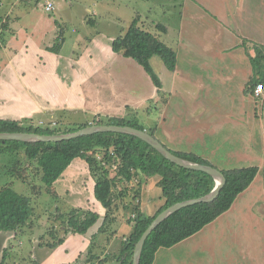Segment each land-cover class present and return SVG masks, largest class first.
Masks as SVG:
<instances>
[{"label":"crops","instance_id":"1","mask_svg":"<svg viewBox=\"0 0 264 264\" xmlns=\"http://www.w3.org/2000/svg\"><path fill=\"white\" fill-rule=\"evenodd\" d=\"M3 5L0 0V7ZM28 14L29 8L18 18H27ZM6 16L0 15V35L8 34V40L0 44V118H47L58 108L77 106L83 98L88 102L91 97L87 88H93L98 98V105L92 108L94 116L104 112L126 118L127 113L163 97L167 106L159 120L144 127L147 131L156 128L155 136L166 147L194 153L220 170L255 166L259 171L229 210L184 241L160 248L154 264H221L216 259L222 246L231 256L228 264H264L262 238L246 235L240 228L246 221V228L251 223H264V93L256 96L251 85L255 79L264 84V63L260 64L256 51L259 47L264 53V0H187L176 69L170 70L164 62L156 68L161 88L137 61L113 50L114 35L99 40L85 37V44L76 38L72 48L80 41L79 51L63 53L66 39L53 46L47 38L50 29L39 32L36 26L35 34L29 20L13 32ZM19 36L23 37L21 41L16 40ZM120 65L134 71L115 77L114 69H120ZM65 70L68 73L63 75ZM105 89L109 98L104 95ZM81 168L91 179L93 200L91 207L80 208L98 212V224L86 235L69 233L55 248L34 242L30 255L33 264H90L87 251L93 236L95 257H107L106 264H119L111 256L121 252L132 232L123 215L127 210L116 211L117 228L111 222L106 232L99 233L107 210L95 197V180L87 162L75 159L55 188L62 195L60 187L75 180ZM160 179V175H153L141 187V209L149 215L165 203ZM228 231L236 234L227 236ZM234 244L239 246L238 251Z\"/></svg>","mask_w":264,"mask_h":264},{"label":"trees","instance_id":"2","mask_svg":"<svg viewBox=\"0 0 264 264\" xmlns=\"http://www.w3.org/2000/svg\"><path fill=\"white\" fill-rule=\"evenodd\" d=\"M157 28L167 29L162 24H158ZM63 39L61 42L64 41ZM112 48L114 51L122 52L125 57L137 61L158 88L162 87V81L151 59L154 56L160 57L170 70H175L177 66L176 49L163 42L156 34L138 26L132 25L124 35L113 39ZM58 50L57 48L56 51ZM262 81L255 79L251 85L256 87ZM93 120L78 127L62 130L50 126H36L31 120L0 118V132L59 134L73 132L91 124L130 125L145 129L143 125L127 118L108 117L103 120L96 115ZM149 132L155 136L156 128L150 129ZM171 151L185 159L213 166L194 153L173 149ZM0 154L8 157L9 166L6 171L11 177L28 182L29 173L32 172L29 171V167L32 166L41 181L40 185L35 183L31 185V195L17 192L10 183L0 187V231H15L17 237L24 232L26 226H32L31 223L39 206L35 199L44 192L59 197L55 183L75 159L81 158L87 162L90 174L95 180V197L107 210L99 233L107 231L116 218V211L131 209L127 221L132 224L133 230L124 241L121 252L111 256L119 264L133 263L138 240L159 213L177 202L204 196L215 186V180L210 174L181 167L162 156L158 150L141 138L113 131L97 132L56 142L0 140ZM221 171L226 177V183L219 196L211 202L183 207L161 222L147 237L140 264H154L156 253L160 248H170L184 241L229 210L238 195L254 181L259 169L250 166ZM153 175L161 176L158 185L162 189L165 203L154 215H149L141 209V187ZM135 179L138 181L135 182ZM43 213L58 221V224H52V229L47 230L46 234L41 235L40 245L49 248L62 244L69 233L86 235L101 217L98 212L91 209L71 207L68 211L59 208L55 214L51 209H45L38 212L35 218L40 220ZM62 230L64 233H61ZM59 233L62 235L57 237ZM111 234L113 235L114 232ZM45 235L49 237L46 239ZM95 237H92L87 251V263L106 264L107 257L99 259L93 254ZM8 252L9 248H4L2 251L0 248V255L3 253L0 264H10L5 257ZM97 259L99 260L96 262Z\"/></svg>","mask_w":264,"mask_h":264},{"label":"rangeland","instance_id":"3","mask_svg":"<svg viewBox=\"0 0 264 264\" xmlns=\"http://www.w3.org/2000/svg\"><path fill=\"white\" fill-rule=\"evenodd\" d=\"M3 1L4 5L0 7V15H7L6 18L10 20V28L13 32L20 29L19 27L26 23V20H29L30 22H28V24L32 25L31 28H33L35 34H37L38 31L36 26L39 28V32H43L45 28L50 29L47 38L52 41L51 44L53 46L56 41L61 42L62 38L66 39L65 44L62 46L63 53L69 50L79 51L80 41L77 42L75 49L72 48L74 46L72 42L74 39L76 40V38H80L82 43L85 44V39H83L85 37H88V40L93 38L99 40V38H103L104 35H114L118 37L124 35L132 25L156 34L163 42L174 47L177 51L181 43V19L183 13H185L187 2V0H54L55 8L53 11L49 12L46 11L44 6L46 0ZM28 8L31 10V14H28L27 18H25V16L18 18V15L21 16ZM39 14L42 16L38 18ZM48 17L51 18V21ZM33 22H35L36 25H33ZM158 24L165 25L167 29L160 30L157 28ZM22 38L23 37L19 36L16 40L21 41ZM4 40H8V34H6L5 37L4 35H0V44ZM60 47L61 46H59V49ZM256 51L258 54V61L260 64H263L264 53L259 47ZM9 52H11L10 49ZM14 53L15 50L13 49V55ZM154 58L153 67L157 71L156 68H158V63L163 61L158 56H154ZM120 66V69L118 66L114 69L116 71L115 77L122 74L129 76V72L134 71V68L130 66ZM117 70H119L120 73L117 72ZM261 70L257 75L260 74ZM67 73L68 71L65 70L63 75ZM124 83L130 84L128 80H125ZM83 87H85V85ZM87 90L91 97L88 102L83 98L77 106L71 108H58L52 114L49 113L47 118L34 115L31 122L36 126H50L63 130L65 128L78 127L94 121V112H92V108L98 105V98L95 96L93 88H87ZM108 93L109 91L105 89L104 95L106 98H109V95H107ZM162 95L167 97L165 94ZM162 98L159 97L158 100L149 102L147 106L138 111L127 113L125 115L126 118L138 122L143 126L149 125L148 123H156L166 105L165 99L163 101ZM169 109L172 110V106H170ZM96 113H100L98 116L103 120L110 117L104 112ZM170 116H172V113ZM7 158L5 154H0V187L10 183L17 192L31 195V185L33 183L40 185V177L35 174V170H33L32 166L29 167V171H32L29 173L28 178L30 184L16 177H11L6 171L9 166ZM90 182L91 179L88 178V175L84 174L83 168H81V170L77 172L75 180H70L69 184L64 183L62 187H60L62 195L56 198L44 192L40 197L35 199L40 206H37L38 212L51 209L55 214L59 208L63 211H68L71 207H91L90 204H92L93 199ZM127 211L125 212L126 214L123 215L128 218L131 214V209H127ZM38 212H36V216ZM48 214L43 213L40 220L35 218V216L31 223L32 226H26L24 232L22 234L20 233L17 237H15V231L6 232V234L0 232L1 251L4 248H9V252L5 255L8 263L33 264L30 255L34 242H39L40 244L41 235L46 234L45 232L47 230L52 229V224H58V221L56 222L53 218L52 220L49 217L50 214ZM117 221L118 219L112 222V227H118ZM126 223H129L133 230L132 224L129 221H126ZM247 223L249 222L246 221L240 226L241 232L246 235L258 234L262 238V247L264 249V223H251L250 227L246 228ZM97 224L98 222L90 228L89 232H91ZM61 233H64L63 230ZM234 234H236V232L233 234L232 232H227V236ZM61 235L62 234L59 233L57 237ZM45 236L46 239L49 237L47 235ZM2 245H7V247H3ZM234 246H236V251H238L239 246H237V244H234ZM224 247L226 246L220 247L221 254L218 252V258L216 260H220L221 264H228L227 262L230 261L231 256L226 249H223ZM2 255L3 253L0 255V258H2ZM198 255L201 256L202 254Z\"/></svg>","mask_w":264,"mask_h":264},{"label":"water","instance_id":"4","mask_svg":"<svg viewBox=\"0 0 264 264\" xmlns=\"http://www.w3.org/2000/svg\"><path fill=\"white\" fill-rule=\"evenodd\" d=\"M118 132V133H126L135 135L142 140L149 143L153 146L158 152L162 154L165 158L170 160L171 162L185 168L194 169L198 171H204L210 174L215 180L214 188L206 195L192 198L184 201L177 202L161 213H159L151 224L147 227V229L142 234L141 238L138 240L135 246V252L133 255V263L132 264H140V259L142 252L144 251V244L149 236V234L166 218H168L172 213L175 211L201 202H211L215 200L219 194L221 189L226 183V177L224 173L211 165L197 163L188 159H185L181 156L174 154L171 149L166 147L156 136L152 135L149 131L145 129L136 128L130 125H119V124H91L79 130L67 133H59V134H40L36 132H0V140H18V141H25V142H37V141H63L69 140L73 138H77L83 135H89L97 132Z\"/></svg>","mask_w":264,"mask_h":264},{"label":"built area","instance_id":"5","mask_svg":"<svg viewBox=\"0 0 264 264\" xmlns=\"http://www.w3.org/2000/svg\"><path fill=\"white\" fill-rule=\"evenodd\" d=\"M45 9L47 11H53L54 8H55V3L53 0H46V3H45ZM264 93V84L263 83H258L254 89V94L256 96H260Z\"/></svg>","mask_w":264,"mask_h":264}]
</instances>
